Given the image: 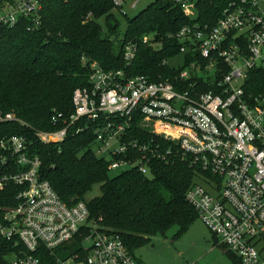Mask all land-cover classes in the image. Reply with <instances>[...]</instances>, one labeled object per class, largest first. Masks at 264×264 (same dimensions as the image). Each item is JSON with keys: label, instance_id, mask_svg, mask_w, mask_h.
Wrapping results in <instances>:
<instances>
[{"label": "built area", "instance_id": "2783aa9c", "mask_svg": "<svg viewBox=\"0 0 264 264\" xmlns=\"http://www.w3.org/2000/svg\"><path fill=\"white\" fill-rule=\"evenodd\" d=\"M43 1L3 2L0 26L20 18L38 25ZM140 1L113 4L122 12ZM167 1L194 18L197 0ZM175 37L184 41L180 52L197 59L173 79L128 76L93 62L89 85L72 93L73 112L52 117L61 128L34 134L59 143L90 122L93 152L118 173L147 175L154 161L187 158L206 183L185 194L197 217L240 264H264L256 247L264 239V91L244 88L251 71L264 70V0H232L211 26L183 25ZM136 51L133 41L125 43L127 66ZM3 121L22 123L8 112L0 113ZM40 169L26 136L0 138V191L19 188L13 206H0V264H140L118 233L91 218L84 201L63 202Z\"/></svg>", "mask_w": 264, "mask_h": 264}, {"label": "trees", "instance_id": "16d2710c", "mask_svg": "<svg viewBox=\"0 0 264 264\" xmlns=\"http://www.w3.org/2000/svg\"><path fill=\"white\" fill-rule=\"evenodd\" d=\"M5 1L12 0L0 4ZM230 1L197 0L191 18L179 5L154 0L132 16L121 13L125 17L121 38L113 0H44L38 25L32 27L31 19L20 18L11 27L0 26V113L22 121L0 122V138L26 136L30 152L41 160V175L61 200L69 206L84 201L91 218L118 233L131 254L154 236L166 237L174 227L175 241L192 224L197 214L185 194L196 182L197 169L187 158L172 155L169 161L152 162L150 174L130 170L112 176L108 162L93 152L92 123L59 143L39 141L35 130L61 128L52 117L73 112L72 93L89 85L93 62L106 70L124 69L128 76L173 79L181 67L197 59L192 52H180L184 41L175 34L194 22L211 26ZM130 41L137 44V51L127 66L122 51ZM171 58L183 64L172 68L167 64ZM244 88L264 91V70L251 71ZM135 129L141 130L137 125ZM95 185L100 194L85 200ZM18 189L9 185L0 191V206H13ZM1 216L0 211V220ZM217 245L214 237L213 246ZM222 247L232 264H240L235 254Z\"/></svg>", "mask_w": 264, "mask_h": 264}, {"label": "rangeland", "instance_id": "374dc122", "mask_svg": "<svg viewBox=\"0 0 264 264\" xmlns=\"http://www.w3.org/2000/svg\"><path fill=\"white\" fill-rule=\"evenodd\" d=\"M152 1L154 0H141L135 7H129L126 4L122 8V12H125L128 17L132 16L144 9ZM113 12L120 23L119 35L121 38L125 30V17L121 14L120 9H113ZM194 15H196V10L192 11V16ZM99 22L103 23L102 18L99 19ZM181 61V59L171 58L167 61V64L171 67H176ZM118 171L119 169L111 170L109 174L113 176ZM195 181V183L206 187V183L201 178H196ZM99 194V186L95 185L86 194L85 200ZM175 231L176 228L174 227L167 232L166 237H153V245L146 244V246L136 249L133 252L134 255L140 257L144 264H232L229 257L223 253L224 248L222 245L218 244L217 246H213V235L198 217L193 220L192 224L177 240L172 242L171 235ZM256 247L262 251L261 256L264 258V239Z\"/></svg>", "mask_w": 264, "mask_h": 264}, {"label": "crops", "instance_id": "0c3cea01", "mask_svg": "<svg viewBox=\"0 0 264 264\" xmlns=\"http://www.w3.org/2000/svg\"><path fill=\"white\" fill-rule=\"evenodd\" d=\"M154 237H155V236H154ZM152 238H153V237H152ZM153 239H154V238H153ZM153 239H152V241H151L149 244H152V245H153V243H154V242H153ZM172 242H174V241H172ZM152 245H151V246H152ZM145 246H146V245H145ZM140 248H141V247H140ZM138 249H139V248H138ZM134 252H135V251H134ZM133 255H134V253H133ZM134 256H135V255H134ZM135 258H137V260H138V262H139L140 264H144L140 257L135 256Z\"/></svg>", "mask_w": 264, "mask_h": 264}]
</instances>
